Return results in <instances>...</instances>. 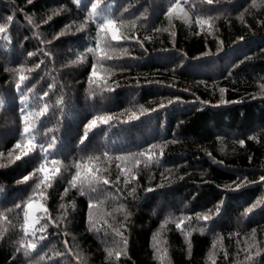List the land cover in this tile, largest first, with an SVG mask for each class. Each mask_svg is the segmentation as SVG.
Returning a JSON list of instances; mask_svg holds the SVG:
<instances>
[{
    "label": "trees",
    "instance_id": "16d2710c",
    "mask_svg": "<svg viewBox=\"0 0 264 264\" xmlns=\"http://www.w3.org/2000/svg\"><path fill=\"white\" fill-rule=\"evenodd\" d=\"M0 26V264H264V0H0Z\"/></svg>",
    "mask_w": 264,
    "mask_h": 264
},
{
    "label": "snow or ice",
    "instance_id": "6c2138e0",
    "mask_svg": "<svg viewBox=\"0 0 264 264\" xmlns=\"http://www.w3.org/2000/svg\"><path fill=\"white\" fill-rule=\"evenodd\" d=\"M207 3H213V0H207ZM93 9L95 10V7H93ZM175 10H176L175 8L172 9V11H175ZM9 19H11V18H9ZM200 23L203 24V23H206V22H205V21H200ZM100 28H101V31H102V32H105V33L110 32V33H111V38H112L113 40H118V39L120 38L114 21L109 20V21H107V23H105V24H101V25H100ZM4 31H5V28H4L3 26H0V32H4ZM89 51H92V49H89ZM92 75H93V77L96 76V72H95V70H93ZM20 79L23 80L24 77L21 76ZM161 107H163V105H161ZM111 119H112V117H102V116H101V117H97L96 119H93V120L91 121V123H90L87 127H88V128H94V127L96 126V124H97V120L101 121V122L104 123V124H107V123L109 122V120H111ZM24 131H25V132H28L29 129L26 127V128L24 129ZM84 138H85V139L87 138L86 134H85V137H84ZM241 144H243V141H241ZM16 147L19 148L20 145L17 144ZM29 148H31V142H29ZM17 159H20V157L18 156ZM52 163H53V165H55V164H58L59 161H57V160H53ZM77 167H78V168H81V167H84V166H83V165H78ZM40 171L44 173V181L46 182V181L49 179V172L51 171V172L58 173V172H59V168H53V169L49 170V169L47 168L46 164H45V165H41V166H40ZM87 174H88V177H89L91 180H96V179H97V178L93 175V169H92L91 167H88V168H87ZM80 178H81V173L78 171V172L76 173V177H75V179H80ZM25 179H27V177H25ZM75 179H74V181H73V184H75ZM261 179L264 180V177H262ZM103 183L106 184V183H108V181H107V180H104ZM28 207L31 209V208H32V205L29 204ZM26 215H27V214H26ZM203 219H204L205 221H207L208 219H210V217H209V216H204ZM29 226H31V225H29ZM31 247H32V248H35L36 245L33 244V245H31Z\"/></svg>",
    "mask_w": 264,
    "mask_h": 264
},
{
    "label": "rangeland",
    "instance_id": "374dc122",
    "mask_svg": "<svg viewBox=\"0 0 264 264\" xmlns=\"http://www.w3.org/2000/svg\"><path fill=\"white\" fill-rule=\"evenodd\" d=\"M32 205V208L30 209V213L28 214V217H29V219H30V221H31V224H34V220L37 218L36 217V213H37V211H39V210H43L44 208H43V206L41 205V204H39V203H33V204H31Z\"/></svg>",
    "mask_w": 264,
    "mask_h": 264
}]
</instances>
